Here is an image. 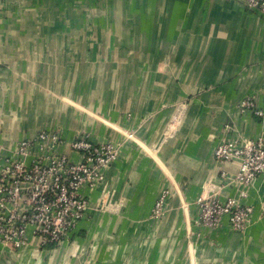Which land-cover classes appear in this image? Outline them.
<instances>
[{
  "label": "crops",
  "instance_id": "crops-1",
  "mask_svg": "<svg viewBox=\"0 0 264 264\" xmlns=\"http://www.w3.org/2000/svg\"><path fill=\"white\" fill-rule=\"evenodd\" d=\"M247 98L264 109V16L241 2L0 0L2 156L56 130L120 150L104 183L85 191L90 212L75 243L42 252L34 240L8 253L12 262L241 264L221 257L229 246L264 264L257 189L246 201L255 224L243 236L225 221L196 225L193 204L222 169L236 170L213 160L221 141L264 136V118L241 111ZM59 151L79 161L67 146ZM165 190L164 216L152 220Z\"/></svg>",
  "mask_w": 264,
  "mask_h": 264
},
{
  "label": "built area",
  "instance_id": "built-area-1",
  "mask_svg": "<svg viewBox=\"0 0 264 264\" xmlns=\"http://www.w3.org/2000/svg\"><path fill=\"white\" fill-rule=\"evenodd\" d=\"M226 1L241 2L249 11L264 16V0ZM240 108L264 118V109L257 108L252 98L243 100ZM66 146L79 161L59 151ZM119 156V144L95 143L86 137L66 141L50 131L18 141L6 157L0 144V247L12 255L30 248L34 240L42 252L75 243L78 226L90 212L85 191L104 183ZM213 160L236 170L222 169L216 187L202 188L193 202L196 225L215 230L225 221L231 232L243 234L255 224L256 208L246 202L255 189L260 198L259 215L264 217V136L223 140L213 150ZM226 189L234 194L222 197ZM169 196L170 191L165 190L156 200L152 220L163 218Z\"/></svg>",
  "mask_w": 264,
  "mask_h": 264
},
{
  "label": "rangeland",
  "instance_id": "rangeland-1",
  "mask_svg": "<svg viewBox=\"0 0 264 264\" xmlns=\"http://www.w3.org/2000/svg\"><path fill=\"white\" fill-rule=\"evenodd\" d=\"M56 132H57V130H56ZM58 133V132H57ZM80 137H86L87 139H89L88 138V135H85V136H80ZM76 138H78V137H76ZM75 138V139H76ZM252 229V228H251ZM251 229H249L248 231H246L245 233H247V232H249ZM245 233H243V234H237V233H235V235H240V236H243ZM219 244L220 243H217V244H215V246L216 245H218V247H219ZM221 247V246H220ZM222 248V251L221 252H219V253H221V257H223V258H227V259H231L232 260V262L234 261H238V260H240V263L241 264H254L255 263V261H254V259H253V256H246V258H244V257H241V258H238L237 257V254H235V251H233L232 250V248H229V246H227L226 248L225 247H221ZM230 253H231V255H230Z\"/></svg>",
  "mask_w": 264,
  "mask_h": 264
},
{
  "label": "water",
  "instance_id": "water-1",
  "mask_svg": "<svg viewBox=\"0 0 264 264\" xmlns=\"http://www.w3.org/2000/svg\"><path fill=\"white\" fill-rule=\"evenodd\" d=\"M1 254L4 257L5 264H14L6 250L2 249Z\"/></svg>",
  "mask_w": 264,
  "mask_h": 264
}]
</instances>
